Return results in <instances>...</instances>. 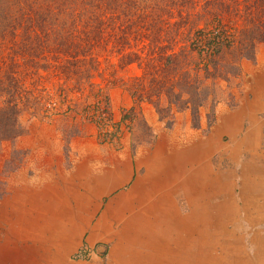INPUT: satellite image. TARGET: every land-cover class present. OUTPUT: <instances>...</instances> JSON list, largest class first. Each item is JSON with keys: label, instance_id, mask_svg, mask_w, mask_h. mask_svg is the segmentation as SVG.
Returning a JSON list of instances; mask_svg holds the SVG:
<instances>
[{"label": "rangeland", "instance_id": "1", "mask_svg": "<svg viewBox=\"0 0 264 264\" xmlns=\"http://www.w3.org/2000/svg\"><path fill=\"white\" fill-rule=\"evenodd\" d=\"M134 74L117 72L108 90L115 121L133 119L122 124L118 143H102L96 127L79 118L24 112L21 135L0 144V264H118L114 254L133 253L117 242L111 251V242L90 246L81 230L87 223H101L103 234L113 231L123 239L118 246L148 256L136 237L151 243L153 233L172 245L167 227L178 220L173 209L180 217L198 211L182 190L208 189L214 181L227 188L225 199L242 215L224 224L193 219L173 239L174 264L183 255L184 264H223L240 250L253 258L264 246V219L247 220L264 208V182H257L264 180V49L242 62L240 77L224 88L214 122L202 110L198 128L187 111L161 120L148 104L132 117L128 84ZM103 178L122 185L111 195L97 194ZM184 244L188 252L182 254Z\"/></svg>", "mask_w": 264, "mask_h": 264}, {"label": "trees", "instance_id": "2", "mask_svg": "<svg viewBox=\"0 0 264 264\" xmlns=\"http://www.w3.org/2000/svg\"><path fill=\"white\" fill-rule=\"evenodd\" d=\"M260 49L264 0H0V144L24 112L79 118L118 143L133 119L115 121L108 90L131 69L132 117L148 104L198 128Z\"/></svg>", "mask_w": 264, "mask_h": 264}, {"label": "crops", "instance_id": "3", "mask_svg": "<svg viewBox=\"0 0 264 264\" xmlns=\"http://www.w3.org/2000/svg\"><path fill=\"white\" fill-rule=\"evenodd\" d=\"M125 183H127V180H125ZM192 183L197 184L196 181H193ZM207 184H209L208 189L184 188L182 190L185 194L190 196V200L192 202V205H191L192 207H190V209H196L198 211L195 213H192V215L189 214L186 217H180L177 207L176 208L173 207L174 208L173 215L178 220L173 222L172 225L170 224L172 226V229H170V226L167 227L168 230L172 231V234H174L172 235L173 239L174 237L176 238V235H178L179 230L181 232L183 229H185V226L188 225L189 223H192L193 219L195 218L197 219L196 220L197 224H202V223L203 224H209V223L224 224L226 223L225 219L231 220V219H238L241 217L242 215L241 210H240L241 207L239 208L238 207L239 205H235L233 201L225 199L224 192L227 190V188H225L223 184L221 183L219 184L216 181H214L213 184H210V182H207ZM120 185H122V183L121 184L118 183L117 179L115 178H103L102 180H100V190H98V192L96 193L102 194V195H106V194L111 195L116 191V189L119 188ZM213 200H217V203L210 204L209 202ZM260 208H262V206H260ZM243 209L249 210V206L245 205ZM251 219L252 218L247 219V220L250 222H254V220H256V219H252V220ZM102 226L103 225H101V223H87L83 225V228L81 227V230L83 229V231L88 232L87 236L85 237V240L87 242H90L89 243L90 246L101 241L105 243L111 242L110 251L113 250V248L122 247V246L124 249L133 250V253L129 251L130 256L126 258L124 256L125 253L123 252H122L123 254H120L121 252L119 254H114V256L116 257V260H119L118 264H174L175 258H174L173 250L177 248L174 247L175 242L173 239H172V245H170L171 240L169 238L167 239L164 237H157V236L152 237L154 234L151 233V238H152L151 243H144L143 240L141 241L142 237L140 238V236H137L136 240L138 241H136V243L143 244L141 245L142 247H144L142 251H146V250L149 251V253H146L148 256L142 254V257H140L139 255L141 253H139L140 252L139 249L137 251L136 248L133 246L132 247L131 246L127 247L126 245L118 246V242H122L123 239H121V237L119 236H115L113 234V231H112V235L103 234V232H106V229L105 228L102 229ZM160 231H161V225H160ZM115 242H117L116 247L114 245ZM74 246L76 249L79 246V243H75ZM180 248L182 249V251H180L182 254L188 252L187 245L184 244L183 247H180ZM162 249L165 250V253L160 252V250ZM170 250L172 251V253L170 252ZM125 252H128V251H125ZM235 255H232L230 259L233 258V256ZM133 256L134 258H132ZM149 257L151 259L150 261H146V259H144V258H149ZM184 259L185 257L183 255L182 260H180L181 261L180 264H184ZM35 264H48V263L45 260H40V261H37Z\"/></svg>", "mask_w": 264, "mask_h": 264}, {"label": "bare ground", "instance_id": "4", "mask_svg": "<svg viewBox=\"0 0 264 264\" xmlns=\"http://www.w3.org/2000/svg\"><path fill=\"white\" fill-rule=\"evenodd\" d=\"M259 181L264 182V180H257V182H259ZM241 200H243V199H241ZM252 208H253L252 206H249L250 210H252ZM249 218L258 219V220H262L259 218L264 219V208L254 209L253 212H251ZM215 234L217 236V233H215ZM179 264H180V262H179ZM223 264H264V246L261 245V246L257 247V250L255 251V253L253 255V258L249 257V255L246 253L242 254L241 250H240V252L238 251V253L235 256H233V258L230 259V261H226V262L223 261Z\"/></svg>", "mask_w": 264, "mask_h": 264}]
</instances>
